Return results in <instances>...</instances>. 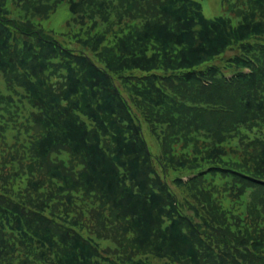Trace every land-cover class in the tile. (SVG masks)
<instances>
[{
    "label": "trees",
    "instance_id": "trees-1",
    "mask_svg": "<svg viewBox=\"0 0 264 264\" xmlns=\"http://www.w3.org/2000/svg\"><path fill=\"white\" fill-rule=\"evenodd\" d=\"M7 1L0 72L34 105L24 147L38 165L18 185L1 155L23 143L0 150V264H264V0L237 24L197 0H14L19 17ZM63 1L88 34L116 5L129 30L64 46L36 20ZM248 125L251 148L232 151Z\"/></svg>",
    "mask_w": 264,
    "mask_h": 264
},
{
    "label": "rangeland",
    "instance_id": "rangeland-1",
    "mask_svg": "<svg viewBox=\"0 0 264 264\" xmlns=\"http://www.w3.org/2000/svg\"><path fill=\"white\" fill-rule=\"evenodd\" d=\"M114 3L118 4V0H113ZM201 3L203 8V13L206 17H214V16H228L234 24L238 23L240 16L247 9L249 2L247 0H197ZM119 5V4H118ZM118 5H116L118 7ZM7 7L9 9V14L12 17H19V15L23 12V6L21 4H15L14 0L7 1ZM111 7L110 10L104 15V19L100 16H95L96 19L100 20L98 26L92 29L91 33L85 32L87 27L83 26L82 30L79 22V15H71L68 8L67 3L65 1L57 4L54 11H51V8H48V12H50L48 19H40L36 17V20L39 21L42 29L45 31L52 30V37L56 38L58 41L62 43L64 46L78 47L79 42L86 38L88 35H92L93 33H104L105 44L110 43L113 40L115 33L119 34L122 31L129 30V21L127 19H122L121 21L118 19L119 7ZM147 12V11H146ZM86 24H91L90 19L86 18ZM255 41V40H254ZM253 41V42H254ZM88 53L91 54L92 57H95V54L92 50L88 49ZM236 53V48H231L226 51V53L221 57L224 58L228 56H232ZM96 60V58H93ZM17 71L8 70L7 72H0V93L11 96V101L9 102L11 114H9L5 109L0 111V150H5L9 144L22 142L21 146L17 145L15 148L8 146L5 153L3 152L1 157L4 156V159L9 158V155L12 154L8 167H4L7 172H12V170H17L22 179H17L15 182L21 186H28L27 180V171H29L30 167L38 165V160L33 162L31 158V154L27 151V148L24 147V144H28L30 141V136L32 132H26L25 129H30L33 122L30 119V114L34 111V105L29 102V100L24 96V89L20 85V78L16 77ZM60 75V73H59ZM54 76V82L61 80L60 76ZM9 80H13L14 88H11V85L8 84ZM56 85H52V88H55ZM123 93L126 95V91L123 90ZM130 97V96H129ZM24 130V132H23ZM145 134H148L149 144L154 153L159 152V143L155 141L153 136L150 134L148 128L145 130ZM242 131L247 134V138H244L242 135L234 137L232 142L229 144L232 151L238 152H246L251 148V145L248 146L249 142L253 140L254 136H256L257 131L256 128L243 127ZM261 135L264 136V128L261 131ZM5 136V137H4ZM5 140V141H4ZM229 147V148H230ZM229 154V153H228ZM55 156V154L53 155ZM233 156L232 154L227 155ZM12 160H15L12 162ZM7 161H9L7 159ZM10 166V167H9ZM2 167V166H1ZM35 180L42 182L44 179V175L36 168L34 171ZM186 177L183 176V179ZM42 190H46L45 187ZM90 203L89 205H85L83 202L82 212H87L82 220L86 225L95 224L96 219L91 216L90 209H94L95 206H100L99 199L96 195L91 194L89 196ZM225 200V206L232 210L236 211H244L243 205L240 203L230 204V201ZM92 200L94 204H92ZM122 225V222L120 223ZM95 239L99 242L100 247L103 248L105 243L101 241V239L95 237ZM180 264V263H175Z\"/></svg>",
    "mask_w": 264,
    "mask_h": 264
}]
</instances>
